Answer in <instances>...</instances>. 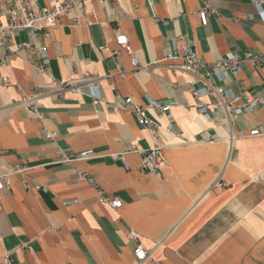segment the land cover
I'll list each match as a JSON object with an SVG mask.
<instances>
[{
    "label": "crops",
    "instance_id": "obj_1",
    "mask_svg": "<svg viewBox=\"0 0 264 264\" xmlns=\"http://www.w3.org/2000/svg\"><path fill=\"white\" fill-rule=\"evenodd\" d=\"M46 33L33 39L20 31L0 44V78L9 81L0 85V175L26 164L28 178L47 188H24L21 176L10 175L13 192L1 195L0 264L7 253L19 264H138L131 230L159 264H264V109L235 116L205 99L211 107L205 119L187 86L193 75L173 69L167 57L179 36L207 63L230 53L263 57L264 4L84 0ZM120 33L148 71L133 70L127 54L113 55ZM36 46L47 48L46 60ZM60 84L74 88L59 92ZM220 84L241 98L240 106L264 99V61L244 62ZM35 96L42 121L17 105ZM129 96L141 106L151 98L171 107L174 133L164 131L166 118L148 113L162 127L156 173L142 171L137 154L126 155L129 170L114 159L126 145H155L152 130L119 107ZM254 129L262 136H250ZM215 134L220 139L203 141ZM88 149L95 152L90 160L59 163L60 150L75 157ZM79 171L91 173L122 207L101 202Z\"/></svg>",
    "mask_w": 264,
    "mask_h": 264
},
{
    "label": "built area",
    "instance_id": "obj_2",
    "mask_svg": "<svg viewBox=\"0 0 264 264\" xmlns=\"http://www.w3.org/2000/svg\"><path fill=\"white\" fill-rule=\"evenodd\" d=\"M84 0H47L43 6L39 4L38 0H13L7 2L6 0H0V44H4L6 40L16 35L20 31H29L32 38L35 39L37 32L46 29L47 35L50 30L58 26L59 20L73 10L76 9ZM257 6L264 4V0H254ZM199 18L203 26H206L209 22L208 10H202L199 12ZM172 52L169 54L168 59L176 62L172 68L193 75L188 81L187 86L189 92L194 100L195 109L205 118H211V107L204 100H215L218 107L222 108L226 113L238 116L244 112H253L257 108L264 109V99L255 98L247 100L241 106L238 104L241 100L240 97L235 96L231 91L226 90L220 82H222L230 73L237 74L242 69L244 62H250L251 64L258 66L264 61V56L255 55L252 52H246L243 55L230 53L223 56L219 60L207 63L202 60L197 52L193 50L184 37L179 36ZM117 49L113 52L116 57H121L123 54H127L130 57V62L133 70L145 71L149 70V66H140L138 57L134 54L129 37L120 33L116 37ZM27 46V45H24ZM29 47V46H27ZM46 47L36 46V55L41 60H46ZM159 64V61L154 62V65ZM206 67L210 68L204 76L200 75V72ZM40 73H44L45 67L40 64L36 67ZM124 76V74H122ZM92 76L90 79H94ZM55 84V81L53 80ZM1 86H9L7 78H0ZM74 88L73 84H60L59 92L66 89ZM93 88V87H92ZM94 97L98 100L99 95L94 93ZM184 105H188L186 101ZM27 111L28 114L35 116L39 120H44V114L41 111V102L38 96L32 98H23L20 102H17ZM119 107L124 111H130L136 118L139 126L150 128L153 133L154 146L149 149H143L134 144L125 146L124 151L117 156H114L115 160H119L123 163L126 170H129V166L126 163L127 154H137L141 157L140 169L145 172L156 173L160 170L163 158L162 147L158 144L161 134V128L152 118L148 116V113L153 111L158 117H164L168 121L163 129L166 133H174V123L172 120V113L170 106H162L158 101L148 98L146 105L141 106L137 104L134 99L129 96L120 100ZM252 137L262 136L259 129H254L249 134ZM242 136V134H240ZM46 137L50 140H54L56 134L54 132L46 131ZM220 139L218 135H210L203 138L205 143L213 142ZM234 140L233 137L229 138L230 143ZM60 160L59 163L72 164L76 159L90 160L95 156L93 149L84 150L75 157L69 156L64 150L59 151ZM31 170L26 164H18L12 167L11 171L6 174L0 175V212L2 209L1 195H10L13 192L10 175H19L22 177L21 184L24 188L32 187L35 190H44L47 192V188L42 187L40 184L28 178V173ZM77 178L80 181L86 182L91 186L98 195L101 202L109 204L113 209H120L122 207V201L115 196L110 195L103 190L96 178L89 172L79 171ZM219 186H222L220 184ZM0 233H2V225L0 219ZM129 239L136 243L134 250L135 258L138 264H159L153 257L150 250L146 249L141 241L139 234L131 230L129 232ZM1 264H19L15 260L11 253H7L4 257V261Z\"/></svg>",
    "mask_w": 264,
    "mask_h": 264
}]
</instances>
